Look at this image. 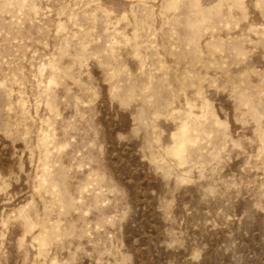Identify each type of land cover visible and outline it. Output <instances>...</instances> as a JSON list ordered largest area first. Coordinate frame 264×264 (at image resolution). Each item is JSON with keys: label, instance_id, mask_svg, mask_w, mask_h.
<instances>
[{"label": "rangeland", "instance_id": "374dc122", "mask_svg": "<svg viewBox=\"0 0 264 264\" xmlns=\"http://www.w3.org/2000/svg\"><path fill=\"white\" fill-rule=\"evenodd\" d=\"M0 264H264V0H0Z\"/></svg>", "mask_w": 264, "mask_h": 264}]
</instances>
